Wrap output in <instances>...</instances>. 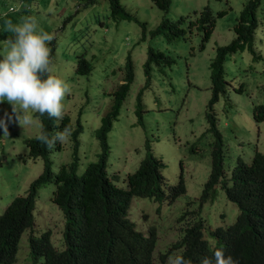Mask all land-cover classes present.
Masks as SVG:
<instances>
[{
	"label": "rangeland",
	"instance_id": "rangeland-1",
	"mask_svg": "<svg viewBox=\"0 0 264 264\" xmlns=\"http://www.w3.org/2000/svg\"><path fill=\"white\" fill-rule=\"evenodd\" d=\"M119 1L138 20L146 21L142 40H139L141 26L137 22H115L108 16L106 0H29L30 7H37L30 9L25 16L22 15L35 17L39 29L53 35V47L50 48L51 43L48 44L52 60L50 72L61 78L69 89L62 101L63 113H67L74 123L78 109L81 108L79 118L85 130L98 124L100 113L111 102V92L124 75L123 54L131 49L128 51L132 54L135 66L133 82L123 97L118 116L109 131L117 143L111 146L106 159L108 176L112 178V173L119 172L116 184L124 186L126 171H134L139 167L137 162L144 153V136L148 135L153 137L151 147L154 153L164 162L161 171L165 180L168 183L175 182L180 171V160L187 192H199L210 169L213 139L211 133L205 131L206 110L214 113L221 133L222 168L226 175L238 154L248 161L254 149L264 151V119L254 121L251 117V105L262 101V95L256 91L261 88L264 78L258 71L259 60L250 61L247 51L242 52L241 58L235 62L229 58L225 60V91L219 93L211 108L207 106L211 86L209 60L216 44L226 43L233 37L232 30L228 28L231 27L239 5L245 0H208L212 11L222 8L225 11L221 16L215 17V26L201 50L198 49L196 28H191L192 26L189 31L184 24L185 33L167 42L160 36L150 37L148 30L155 27L165 15L175 19L178 14L189 13L187 16L193 18L196 15L193 10L201 5L202 0H170L176 4L166 10L156 7L152 0ZM24 4L23 0H0V10L4 9L5 15L18 23L22 17H18L17 11L22 10ZM256 10L257 14L264 17V2L259 3ZM258 18L254 36L255 50L264 56V19ZM225 23L228 27L222 26ZM3 28L5 22H0V33ZM147 46L163 49L173 60L172 64L169 62L163 65V71L160 66L152 65L150 83L143 88L144 111L139 123L132 109L133 103L137 104L136 91L144 80L142 63ZM2 47L0 42V50ZM78 53H83L92 63V69L87 75L78 76L73 71L75 55ZM240 84L242 90L237 91L235 88ZM101 88L105 92L102 91V96H96L95 93ZM85 90H88L86 95ZM9 116L12 118L9 119ZM34 117L36 124L21 126L12 114L11 105L6 100L0 102V120L5 121L8 129V135L5 136L0 128V210L11 195L25 191L28 183L42 169V158L27 156V148L23 142L24 138L40 131L39 118L36 115ZM80 140L83 144L87 142V147L80 149L77 173L81 172L86 162L96 159L99 150L94 138L87 141V136L81 135ZM71 152L69 143H63L62 148L50 153L51 169L55 171L60 163L70 162ZM53 187L51 181L46 182L34 199L33 224L19 240L18 260L14 264H32L25 240L29 233H37L50 227L53 244L57 248L62 247L61 214L50 200ZM180 199L181 196L166 205L162 201L156 204L152 198L143 195L132 198L129 216L138 229L145 233L149 224H154L157 228V242L153 252L155 260L159 251H165L179 231L181 206L184 207L185 203V200ZM204 205L206 211L201 216L205 225L227 224L237 212L236 205L225 198L222 189L215 193L211 202ZM220 213L222 216L218 215Z\"/></svg>",
	"mask_w": 264,
	"mask_h": 264
},
{
	"label": "trees",
	"instance_id": "trees-1",
	"mask_svg": "<svg viewBox=\"0 0 264 264\" xmlns=\"http://www.w3.org/2000/svg\"><path fill=\"white\" fill-rule=\"evenodd\" d=\"M23 1L25 7L17 11L20 18L22 15L25 16L30 9L37 7H30L29 0ZM106 2L107 13L112 20L115 22L132 20L141 26L139 40H142L146 21L138 20L119 0H106ZM152 2L162 10L170 9L172 4H176L170 0H152ZM262 2L264 0H245L239 5L231 27L228 28L232 30L233 37L226 43L216 44L213 56L208 63L211 82L210 97L207 99L208 108H211L212 103L217 100L219 93L225 91L226 80L223 77V64L228 58L235 62L241 58L242 52L247 51L250 54V61L259 60L258 71L264 75V56L257 53L254 48L258 17L260 20L264 19L262 15L257 14L256 7ZM198 8L199 10H197ZM198 8H194L193 12L196 15L193 18L187 16L189 13L178 14L175 19L168 15L162 16L159 23L148 30L150 37L160 36L165 42L170 41L185 33L183 27L185 24L189 31L191 28H196V35L199 37L198 49L201 50L215 26V17L221 16L225 9L212 11L208 0H202ZM5 14L4 9L0 10L1 23L10 20L9 15ZM12 22L14 23L13 20ZM222 26L226 27L227 23ZM2 32L0 33V40H2L0 42L12 35L5 28L2 29ZM52 47L51 43L50 48ZM128 50L131 49H127L123 54L124 75L122 81L117 83L114 91L111 92V102L106 109L100 115L99 112L97 113L99 123L95 127L89 130L83 129L82 120L79 118L81 108L78 109L74 123L67 113H63L60 128L67 126L72 130L71 137L66 142L71 146L72 152L71 161L67 166L64 163L58 165V174L51 172L50 152L44 144L35 139L37 134L24 138L27 155L31 157L41 155L43 167L42 171L28 183L25 191L11 195L10 200L0 210V264H11L13 261L21 233L33 224L34 199L40 188L51 179L55 183V188L51 192L50 198L62 211L64 218L60 233L63 249L53 248L50 240L51 231L48 228L37 235L30 234L28 246L32 264H155L153 249L157 240L156 227L150 225L144 233L135 227L129 217L125 216L130 197L135 193L150 197L157 202L162 201L166 205H170L179 196H181L180 200H185L184 207L181 206L178 237L169 246L179 247L185 260H190L191 264H199V260L203 256L211 257L217 249H209L196 239V228L202 226L200 217L201 213L205 211V205H194L193 199L202 201L210 192L213 195L221 189H224V193L232 195L241 193L256 197L260 204L253 215L238 214L235 220L222 228L220 232L214 228L209 230L210 234L217 237L216 244H220L225 254L231 255L238 261V264H264V151L254 149L248 161L239 154L235 156L229 168L228 177H226L220 170L223 160L221 133L211 112H206V116L209 115L206 130L213 137L210 148V169L199 192H187L182 169H180L176 181L168 183L159 171L162 163L150 154L139 163L137 170L126 171V180L123 179V182L126 183L124 187L116 185V181L120 177L119 172L112 173V178H108L106 175L107 156L111 146H115L117 143L109 131L116 119L122 99L133 82L135 66L132 54ZM146 52L147 58L142 63L143 84L135 94L137 109L141 107L139 100L143 95L142 89L147 86L150 79L152 65L160 66V70L163 71V65L169 62L172 64L173 60L172 57L166 55L163 49L158 47H149ZM91 69V61L86 59L83 53L75 55L73 68L75 74L78 76L87 75ZM235 89L241 91L242 85L240 84ZM102 91L105 92V89L101 88L95 95L102 96ZM256 91L262 95V101L251 105V115L254 121H261L264 119V78L261 88ZM87 92L88 90H85V95ZM84 102H86L85 99ZM142 111L143 109L139 116ZM34 115L38 116L44 130L48 132L56 130L54 128L55 120L50 119L47 114L44 116ZM81 135H86L87 141L91 137L94 138L99 150L97 159L86 163L83 171L76 174L80 149L87 147V142L83 144L80 140ZM60 148H62V144L58 143L55 149ZM217 183L220 184L218 186L221 189L216 186ZM255 205L256 203L253 201L246 200L244 202V206L248 209H253ZM162 254L165 257V252H162L159 254V258Z\"/></svg>",
	"mask_w": 264,
	"mask_h": 264
},
{
	"label": "clouds",
	"instance_id": "clouds-1",
	"mask_svg": "<svg viewBox=\"0 0 264 264\" xmlns=\"http://www.w3.org/2000/svg\"><path fill=\"white\" fill-rule=\"evenodd\" d=\"M5 30L7 32H10L12 35L2 42L3 47H2V50H0V102H3L6 100L11 105L12 114L15 116V120L21 126L30 127L36 124L37 121L34 117V114H39L40 116H44L45 114H47V116L50 119H54L56 122L54 125V128L56 130L52 132H48L44 130L43 125H40V131L35 137V139L38 142L45 145L46 149L50 153H53L58 143L63 144L69 141L71 137V133H72V130L67 126L60 128V123L62 122L63 115H64L62 101L64 100L65 95L69 91V89L66 83L61 78H58L57 76L49 74L50 65L52 63V60L50 57L51 50L48 47L47 42H51L54 39V37L48 32H45L42 29H39L38 22L36 18L33 16L22 17L20 19V22L18 23H13L11 20H6ZM149 47L151 46H147L146 49H148ZM167 56L169 57V55ZM146 58H147V52L145 54L144 60H146ZM149 83H150V80L148 81L147 86L149 85ZM139 102L141 104V107L137 109L136 105L133 103L134 106L132 110L134 114L136 115V121L140 123L141 116H139V114L142 109L144 111L142 98L141 100H139ZM206 112H211L214 119L216 120V117L212 111H205L204 116L209 118V115L206 116ZM117 116H118V113L116 115V118ZM11 118L12 117L9 116V119ZM207 118H205V120L208 126ZM0 128L3 129V134L7 136L8 129H7V124L5 123V121L0 120ZM206 128H205V131H207ZM152 140H153V137L148 136V135L144 136V142H143L144 153L140 157L137 163L139 164L141 161L145 160L147 155L150 154L154 159L162 163L161 167L159 168V171H160L161 176L165 179L161 171V169L164 167V162L160 156L154 153L151 147ZM38 156L42 158V167H43V157L41 155H38ZM35 157H31V158H35ZM96 159L90 160L86 163L95 161ZM62 163H64V165L67 166L70 162L68 163L62 162ZM178 164H179V168L182 169L180 160ZM76 170H77V167H76ZM220 170L223 174H225L222 168V165H221ZM82 171L83 169L81 170V172ZM51 172L53 174L57 172L58 174L59 172L58 167L55 171L51 169ZM80 173L76 172V174H80ZM108 174L109 173L106 172L107 176ZM125 174H124L123 179L126 180ZM225 176L228 177V175L226 174ZM177 177L178 176H176V179ZM108 178H111V177L108 176ZM49 181L55 184L52 179ZM218 185L220 184L217 183L216 186L219 187ZM117 186H120V185H117ZM124 186H126V183H124ZM124 186H121V187H124ZM54 188H55V185L52 191L54 190ZM134 196L140 197V194L135 193L131 195L130 200H129V207L131 205L132 198ZM224 196L227 200L233 202L236 205L237 212L233 220L224 225L222 224H217L215 226L205 225L204 218L202 216L200 217L202 226H200V228L199 227L196 228V239L200 243L208 247L209 249L215 248L217 250L214 251V254L211 257L203 256L199 260V264H238V261H236L231 255L225 254L223 249H221L220 244H216L217 237L211 235L209 230L216 228L220 232L222 228L232 223L238 214L253 215L254 213H256V211L258 210L259 204H260L258 198L250 196V195H246V194L234 193L232 195L229 193H224ZM214 197H215V194L212 195L210 192L209 195L205 199H202V201H197L196 199H193V203L194 205L201 206V205H204L206 202H211L214 199ZM246 200L255 202L256 203L255 207L253 209L246 208L244 206V202ZM155 202L156 204L158 203L157 201ZM129 207H128V211H126V214H125L127 218L128 217L130 218ZM56 208L61 214L62 228H63L64 218H63L62 211L57 206ZM218 215L222 216L221 213ZM132 221L134 222L135 227L138 229L135 221L134 220ZM30 227L25 228V230ZM47 228L51 231L50 227H46L44 229H47ZM25 230L21 233V236L23 235ZM156 231H157V228H156ZM39 232L29 233L28 235L25 236L26 245H27V253L28 255H30V257H31V254L29 253L30 251H29V246H28V236L30 234L37 235ZM51 235H52V231L50 233V240L52 242L53 248H55L56 250L63 249V244H62V247L60 248H57L53 244ZM174 236H175L174 240H176L178 235H174ZM60 241H61V238H60ZM170 244H172V242ZM155 246H156V243H155ZM155 246H154L153 252L155 250ZM17 249H18V245L15 250L14 259L11 262V264H14V262L18 260ZM162 252H165V257H163L164 255L162 254L161 258H159V254ZM181 253L182 251L180 250L179 247L172 248L171 246H169L165 251H161V252L159 251L157 260L153 258V261L155 262V264H191V261L185 260L183 255H181Z\"/></svg>",
	"mask_w": 264,
	"mask_h": 264
}]
</instances>
